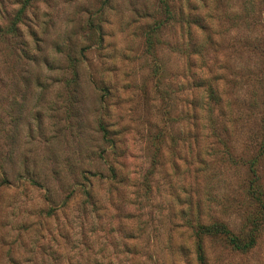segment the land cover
Segmentation results:
<instances>
[{"label": "rangeland", "instance_id": "obj_1", "mask_svg": "<svg viewBox=\"0 0 264 264\" xmlns=\"http://www.w3.org/2000/svg\"><path fill=\"white\" fill-rule=\"evenodd\" d=\"M263 118L264 0H0V264H264Z\"/></svg>", "mask_w": 264, "mask_h": 264}, {"label": "trees", "instance_id": "obj_2", "mask_svg": "<svg viewBox=\"0 0 264 264\" xmlns=\"http://www.w3.org/2000/svg\"><path fill=\"white\" fill-rule=\"evenodd\" d=\"M164 10L167 13H170V9L168 4H166L164 6ZM23 13V8L22 10H20V12L17 14L16 19L11 23V25L8 28V32L14 33L16 31V25L20 22V17ZM262 127L264 129V118H263V122H262ZM101 131L103 132L104 136L106 135V130L105 128L101 127ZM252 173L255 177V172L254 170H252ZM256 179L257 181V177L254 178V180ZM253 180V181H254ZM257 182H255L256 185ZM254 187L255 192L252 193L251 198L255 199V201H257L258 204H260V206H263V195L264 192L263 190H261L259 188V186L257 187V185ZM256 187V188H255ZM260 217L254 218V220L249 221V223L252 225L249 227V231L247 232L246 235H244L243 237H237L236 235H234L232 232H230L225 225L223 224H215L211 227H204V226H199L198 231L194 232V239H193V247H194V253L196 256V262L197 264H205V255H204V246H203V236H207V235H212V234H223L227 237L230 245L236 249V250H240V251H247L249 249H251L252 247H254L256 239H255V233L257 232L256 226L258 224Z\"/></svg>", "mask_w": 264, "mask_h": 264}]
</instances>
